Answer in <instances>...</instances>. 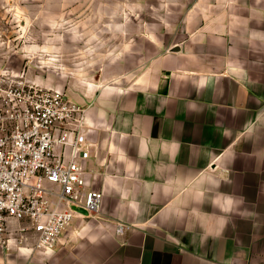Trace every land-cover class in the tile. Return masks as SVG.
<instances>
[{
    "label": "crops",
    "instance_id": "obj_1",
    "mask_svg": "<svg viewBox=\"0 0 264 264\" xmlns=\"http://www.w3.org/2000/svg\"><path fill=\"white\" fill-rule=\"evenodd\" d=\"M141 28L112 57L121 78L68 94L86 108L99 213L16 256L264 264V0H190L170 42Z\"/></svg>",
    "mask_w": 264,
    "mask_h": 264
},
{
    "label": "built area",
    "instance_id": "obj_2",
    "mask_svg": "<svg viewBox=\"0 0 264 264\" xmlns=\"http://www.w3.org/2000/svg\"><path fill=\"white\" fill-rule=\"evenodd\" d=\"M87 131L86 108L65 92L0 70L1 246L54 249L76 216L99 213Z\"/></svg>",
    "mask_w": 264,
    "mask_h": 264
},
{
    "label": "rangeland",
    "instance_id": "obj_3",
    "mask_svg": "<svg viewBox=\"0 0 264 264\" xmlns=\"http://www.w3.org/2000/svg\"><path fill=\"white\" fill-rule=\"evenodd\" d=\"M189 3L0 0V70L67 95L83 85L121 78L125 66L112 58L121 54V44L133 41L142 26L148 37L156 30L163 41L170 42L173 27L182 22ZM19 248L0 245V264H25L16 256Z\"/></svg>",
    "mask_w": 264,
    "mask_h": 264
},
{
    "label": "water",
    "instance_id": "obj_4",
    "mask_svg": "<svg viewBox=\"0 0 264 264\" xmlns=\"http://www.w3.org/2000/svg\"><path fill=\"white\" fill-rule=\"evenodd\" d=\"M80 212H82V213H84L85 215H87V212L84 211L83 209H81Z\"/></svg>",
    "mask_w": 264,
    "mask_h": 264
},
{
    "label": "clouds",
    "instance_id": "obj_5",
    "mask_svg": "<svg viewBox=\"0 0 264 264\" xmlns=\"http://www.w3.org/2000/svg\"><path fill=\"white\" fill-rule=\"evenodd\" d=\"M229 203H231V201H229Z\"/></svg>",
    "mask_w": 264,
    "mask_h": 264
}]
</instances>
